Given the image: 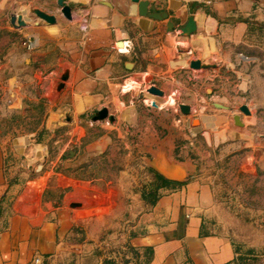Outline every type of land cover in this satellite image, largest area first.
<instances>
[{
    "label": "crops",
    "instance_id": "0c3cea01",
    "mask_svg": "<svg viewBox=\"0 0 264 264\" xmlns=\"http://www.w3.org/2000/svg\"><path fill=\"white\" fill-rule=\"evenodd\" d=\"M141 1L150 4L149 13L154 8L168 18L141 16L139 4L132 0H66L73 8L71 21L60 13L57 0H0V37L4 30L12 37L13 69L38 61V71L46 73L47 126L69 123L72 136L81 141L86 135L79 126L82 118L107 108L115 117L110 126L120 137L137 135L144 124L145 148L166 158L173 156L180 139L208 141L225 133L234 145L241 144L253 134L250 126L264 111V0ZM36 10L56 16L57 23L41 20ZM14 16H21L27 26L15 27ZM85 19L87 32L81 29ZM187 25L190 35L181 31ZM29 42L33 50L25 46ZM197 60L215 67L191 69L190 63ZM151 86L165 96L146 94ZM178 104L189 105L193 116L166 108ZM57 105L61 108L54 111ZM244 105L251 116L233 111ZM112 109L119 113L117 118ZM236 115L244 127L235 124ZM130 128H135L134 134ZM112 143L110 132L99 136L66 167L81 168L89 158L104 155ZM31 146L28 138L14 140L10 150L0 144V201L10 199L0 220V264H39L63 251L80 221L91 220V227L118 211L123 179L132 171L124 168L120 179L105 184L66 176L58 169L25 186L9 184L6 170L13 172V159L25 151L35 155L36 146ZM182 157V163L189 164L187 151ZM52 175L55 186L50 185ZM51 188L59 190L58 199L46 197ZM161 192L135 225L131 239L135 248L153 249L149 264H235L239 254L232 241L207 227L214 204L210 184L191 177Z\"/></svg>",
    "mask_w": 264,
    "mask_h": 264
},
{
    "label": "rangeland",
    "instance_id": "374dc122",
    "mask_svg": "<svg viewBox=\"0 0 264 264\" xmlns=\"http://www.w3.org/2000/svg\"><path fill=\"white\" fill-rule=\"evenodd\" d=\"M11 41L10 33L2 31L0 144H5L10 150L14 140L28 138L31 147L36 146V150L35 155L25 151L13 159V172L9 171V167L6 170L8 183L25 186L40 175L58 169L66 176L105 184L120 179L122 169L132 170L123 179L125 188L122 189L120 205L116 207L118 211L106 216L102 222H94L91 227V220L80 221L77 226L82 233H75L70 240L66 239L63 251L48 259V264H105L107 259L116 264H145L147 257L143 252L134 250L131 239L136 234L135 225L151 208L150 195L147 200L142 196L144 192H152L154 182L150 172V169L154 171L151 167L153 152L145 148L144 142L146 126L143 124L139 130L136 128L139 131L137 135L124 139L112 129L110 124L113 123L109 120L94 123L92 117L95 114L89 115L79 123L86 131L81 141L72 136L74 127L69 123L47 126L49 106L43 88L46 73L38 71V61L30 67L14 70L10 62ZM30 63V58H27L26 64ZM206 94L214 95L213 92ZM60 108L61 105H57L54 111ZM166 108L181 114L177 106ZM233 111L242 114L239 108ZM110 113L116 118L119 116L113 109ZM196 120H191L193 126H196ZM119 128L127 131L123 125ZM250 128L253 134L241 144L234 145L231 137L218 133L217 138L208 141L200 137L180 139L173 154L176 161L182 162V153L187 151L191 177L211 185L214 204L206 219L207 227L209 232L225 235L232 241L239 254L236 264H264V111ZM134 129L130 128L133 134ZM109 132L113 143L104 155L89 158L81 168L66 167L70 160L83 155L92 141ZM70 152H75V155L69 156ZM50 185L55 186V176ZM48 192V199L60 196L57 189L51 188ZM81 239H85L83 243L78 242Z\"/></svg>",
    "mask_w": 264,
    "mask_h": 264
},
{
    "label": "water",
    "instance_id": "95a60500",
    "mask_svg": "<svg viewBox=\"0 0 264 264\" xmlns=\"http://www.w3.org/2000/svg\"><path fill=\"white\" fill-rule=\"evenodd\" d=\"M65 1L66 0H57V4L61 9L60 13L67 20L71 21L73 8H72V6L67 5L65 3ZM132 1L134 3L139 4V10H140L141 16H149L150 18H153V19L159 20V21H162V20H165L168 18V14L163 15L161 13H158L154 8H151L152 12L149 13L150 4L148 2H142L141 0H132ZM35 14L38 16V18H40L41 20L45 21L46 23H48L50 25H54L57 23L56 16H54V15H49L47 13L40 11V10H36ZM11 20H12V24L17 28H24L27 26V23L23 20V18L21 16H19V17L14 16V17H12ZM181 31L185 35L186 34L190 35L192 33V31L190 29V25L183 27L181 29ZM212 67H215V66L208 65V64H202V62L199 60L192 61L190 63V68L193 70L208 69V68H212ZM66 80H67L66 76L62 77L63 82H65ZM62 86H63V84H62ZM140 91L135 96H139ZM146 94L156 96L159 98H163L165 96V93L160 88H158L157 86H151L150 88H148L146 91ZM152 105L154 107H158L156 102H152ZM215 105H216V107L228 110V108L225 106H221L219 104H215ZM178 108H179L180 113L184 116H190L192 114V108L189 105L178 104ZM239 112L245 116H251V111L247 105L240 107ZM107 120H109V122H111V123H113L115 121V117L111 116L109 114V110L107 108H103L102 110H99L92 118V121L94 123L103 122V121H107ZM234 122L236 125H240L243 127L245 126L241 122V117L239 115L234 116ZM175 149H178V147H175ZM73 155H75V152H70L69 156H73ZM152 158L153 159L151 162V167L154 169V171L156 173L160 174L165 179L172 181V182H176V183H185L188 181L189 178H191L192 168H191L190 163L184 164L180 161H176L173 156L171 158H166V157L159 155L157 153H152ZM162 158H165V160L167 161V163L171 167L172 166L178 167V168H180V170H182V172L175 171V170L173 171L172 168H170L169 166H167V168H162V166L160 164V160ZM186 174H188L187 177H186Z\"/></svg>",
    "mask_w": 264,
    "mask_h": 264
},
{
    "label": "trees",
    "instance_id": "16d2710c",
    "mask_svg": "<svg viewBox=\"0 0 264 264\" xmlns=\"http://www.w3.org/2000/svg\"><path fill=\"white\" fill-rule=\"evenodd\" d=\"M151 174L153 175L154 178V182H153V188H152V192L150 193H143L142 196L144 197V199H148L149 195L151 197V201L149 202L151 205V208L154 207L156 205V203L158 202V200L161 198L162 196V189H172L176 186H180L183 183H176V182H172L169 181L167 179H165L163 176H161L160 174L156 173L155 171L150 169ZM7 196H4L2 198V200L0 201V220H2L6 214V212L8 211V207H7ZM5 228V227H4ZM79 227L77 226V224L74 226V228L71 230L70 234L67 237V240L71 239V236L74 235L75 233H82L79 229ZM85 239H81L78 242L83 243ZM135 251L139 252V253H144L145 256L147 257L146 259V263L145 264H149L152 256H153V249L152 248H145V249H138V248H134ZM237 251V250H236ZM238 253V252H237ZM53 256H47L46 259L43 261L42 264H48V259L52 258ZM238 260V258H237ZM236 260V261H237ZM36 264V263H35ZM75 264V263H72ZM105 264H116L113 260H105ZM236 264V262H235Z\"/></svg>",
    "mask_w": 264,
    "mask_h": 264
},
{
    "label": "built area",
    "instance_id": "2783aa9c",
    "mask_svg": "<svg viewBox=\"0 0 264 264\" xmlns=\"http://www.w3.org/2000/svg\"><path fill=\"white\" fill-rule=\"evenodd\" d=\"M197 1H201V0H197ZM81 29L83 32H87L88 31V22L87 20L85 19L82 26H81ZM25 46L27 47L28 50H33L34 49V45L31 44L30 42L29 43H26Z\"/></svg>",
    "mask_w": 264,
    "mask_h": 264
},
{
    "label": "bare ground",
    "instance_id": "6f19581e",
    "mask_svg": "<svg viewBox=\"0 0 264 264\" xmlns=\"http://www.w3.org/2000/svg\"><path fill=\"white\" fill-rule=\"evenodd\" d=\"M120 47L122 48V50H125V48H126L125 45H123V44H122ZM139 87H141L140 84H139ZM161 160L165 163L164 165L161 164L162 168H167V166H169L170 168H172L173 171L175 170V171H180V172H182V170H180V168H178V167H175V166H172V167H171V166L167 163V161L165 160V158H162Z\"/></svg>",
    "mask_w": 264,
    "mask_h": 264
}]
</instances>
